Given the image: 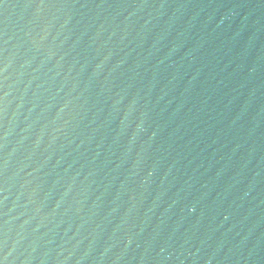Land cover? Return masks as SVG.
Returning a JSON list of instances; mask_svg holds the SVG:
<instances>
[{"label": "water", "instance_id": "water-1", "mask_svg": "<svg viewBox=\"0 0 264 264\" xmlns=\"http://www.w3.org/2000/svg\"><path fill=\"white\" fill-rule=\"evenodd\" d=\"M0 264H264V0H0Z\"/></svg>", "mask_w": 264, "mask_h": 264}]
</instances>
